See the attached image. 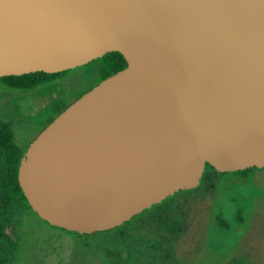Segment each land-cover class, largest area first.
<instances>
[{"label":"water","instance_id":"1","mask_svg":"<svg viewBox=\"0 0 264 264\" xmlns=\"http://www.w3.org/2000/svg\"><path fill=\"white\" fill-rule=\"evenodd\" d=\"M127 67L22 157L38 216L79 234L129 222L217 173L264 169V0H0V78Z\"/></svg>","mask_w":264,"mask_h":264},{"label":"rangeland","instance_id":"2","mask_svg":"<svg viewBox=\"0 0 264 264\" xmlns=\"http://www.w3.org/2000/svg\"><path fill=\"white\" fill-rule=\"evenodd\" d=\"M96 78L90 68L80 71L45 100L73 101ZM40 91L18 93L0 82V119L12 125L20 148L49 114ZM126 226L86 245L29 214L19 239L8 231L19 244L9 264H264V169L246 178L205 170L198 188L167 198Z\"/></svg>","mask_w":264,"mask_h":264},{"label":"trees","instance_id":"3","mask_svg":"<svg viewBox=\"0 0 264 264\" xmlns=\"http://www.w3.org/2000/svg\"><path fill=\"white\" fill-rule=\"evenodd\" d=\"M126 67L127 62L120 53H109L101 59H97L86 66L74 70L56 74L39 72L23 76H9L0 78V82L5 84L11 91L18 93L29 94L40 89L41 91L38 93L39 97L41 98L40 100H45L48 95L55 93L56 90H54L53 87L56 86L60 81H63L80 71L90 68L96 75L97 78L95 83L85 92L77 94L73 101L63 102L58 98L55 102L49 99L43 101L44 105L49 107V114L41 118V120L38 122V136L59 115H61L69 106L80 99L84 94L91 91L102 81L124 70ZM36 137L30 140L25 147L20 148L15 143L12 125L0 119V264H9L16 260L15 253L18 250L19 244L11 238V236L8 234V231H11L19 239V232L23 228V220L29 214H33L48 227L77 237L87 245L90 238L97 237L100 234L110 233L112 231H116L119 234L123 230L124 226L127 225L126 227H130L132 222L139 218L140 215L145 214L150 210H145L143 213L133 217L129 222L123 224L120 227L94 234H79L70 232L65 229L52 226L48 222L42 220L38 214L33 211L21 189L18 180L21 159ZM206 170H212L216 174L222 176L234 175L241 176L242 178H246L249 175H253L259 171L257 168H251L236 173L220 174L208 164L206 165Z\"/></svg>","mask_w":264,"mask_h":264}]
</instances>
